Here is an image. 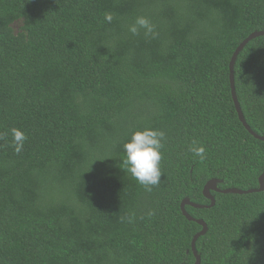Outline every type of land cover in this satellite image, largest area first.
<instances>
[{
  "label": "trees",
  "instance_id": "trees-1",
  "mask_svg": "<svg viewBox=\"0 0 264 264\" xmlns=\"http://www.w3.org/2000/svg\"><path fill=\"white\" fill-rule=\"evenodd\" d=\"M138 16L155 38L128 31ZM263 30L264 0H0V264H196L202 226L183 200L210 205L213 179L260 188L264 142L239 120L230 64ZM235 85L264 136V36L239 55ZM13 128L27 136L19 154ZM145 128L165 134L151 190L123 164ZM212 195L213 208L187 207L208 226L201 264H264V191Z\"/></svg>",
  "mask_w": 264,
  "mask_h": 264
},
{
  "label": "clouds",
  "instance_id": "clouds-1",
  "mask_svg": "<svg viewBox=\"0 0 264 264\" xmlns=\"http://www.w3.org/2000/svg\"><path fill=\"white\" fill-rule=\"evenodd\" d=\"M106 23H111L114 19L112 13H104L103 17ZM128 31L132 35H140L141 31L146 37L155 38L157 35L155 26L145 16L136 17L134 23L128 26ZM12 145L16 153L23 151L24 144L27 140L25 133L18 129H11ZM164 132L152 128L137 130L130 140L124 143L123 149L125 158L123 164L127 167V171L133 176L138 183L146 190H151L152 186H156L161 182L160 162L162 160V151ZM189 150L201 161L206 159V148L203 145H197L193 141V145Z\"/></svg>",
  "mask_w": 264,
  "mask_h": 264
},
{
  "label": "water",
  "instance_id": "water-1",
  "mask_svg": "<svg viewBox=\"0 0 264 264\" xmlns=\"http://www.w3.org/2000/svg\"><path fill=\"white\" fill-rule=\"evenodd\" d=\"M264 36V30L263 31H259V32H254L253 34H251L246 40H244L241 45L237 48V50L235 51L232 60H231V64H230V80H231V88H232V97H233V101L236 107V111L238 113V117L239 120L241 121V123L243 124V126L245 127V129L251 134L253 135L256 139L264 142V136H260L258 134H256L251 127L249 126V124L247 123L244 113L242 111L238 96H237V92H236V85H235V66L238 60L239 55L243 52V50L246 48V46L253 40L263 37ZM221 183L220 180L217 179H213L211 181H209L207 184H205L204 190H203V194L204 196L211 201V204L208 206L205 205H200L197 203H193L190 201L189 198H186L183 200V202L181 203V210L183 215L191 222H196L197 224H199L200 226H202V231L199 232L197 235H195V237L193 238L192 241V251L194 253V256L196 258V264H201V256L198 254L197 252V248H196V243L198 241V239L204 235L207 234L208 232V226L207 224L201 220V219H195L194 217H192L188 212H187V207L191 206L193 208L196 209H204V208H213L216 205V199L215 197L212 195L213 192L216 193H220V194H224V195H228V194H234V195H248V194H254V193H260L264 191V174L260 177L259 180V185L260 188L258 189H252V190H239L236 188H230V189H220L218 184Z\"/></svg>",
  "mask_w": 264,
  "mask_h": 264
},
{
  "label": "rangeland",
  "instance_id": "rangeland-1",
  "mask_svg": "<svg viewBox=\"0 0 264 264\" xmlns=\"http://www.w3.org/2000/svg\"><path fill=\"white\" fill-rule=\"evenodd\" d=\"M22 26H23V22L22 21L15 22L13 24V29H14L16 34H19L21 32Z\"/></svg>",
  "mask_w": 264,
  "mask_h": 264
}]
</instances>
